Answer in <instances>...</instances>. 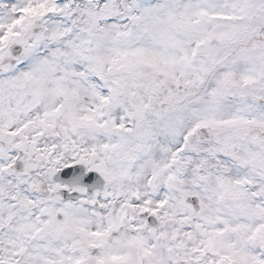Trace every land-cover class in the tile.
Wrapping results in <instances>:
<instances>
[{"label": "snow or ice", "instance_id": "obj_1", "mask_svg": "<svg viewBox=\"0 0 264 264\" xmlns=\"http://www.w3.org/2000/svg\"><path fill=\"white\" fill-rule=\"evenodd\" d=\"M0 264H264V0H0Z\"/></svg>", "mask_w": 264, "mask_h": 264}]
</instances>
